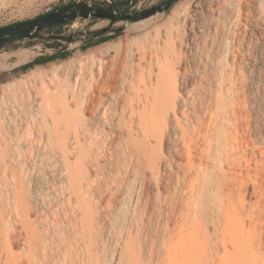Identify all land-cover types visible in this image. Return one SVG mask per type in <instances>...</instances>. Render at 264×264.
Returning <instances> with one entry per match:
<instances>
[{"label": "bare ground", "instance_id": "bare-ground-1", "mask_svg": "<svg viewBox=\"0 0 264 264\" xmlns=\"http://www.w3.org/2000/svg\"><path fill=\"white\" fill-rule=\"evenodd\" d=\"M261 1L253 0L254 20L264 23ZM213 2L195 4L204 3L214 16ZM160 18L132 28L146 32L133 39L141 57L138 81L135 52L128 50L121 74L125 93L105 96L109 85L101 56L111 53L112 44L85 62L76 60L77 67L33 70L29 82L37 83L42 95L39 111L52 120L51 143L66 139L57 125L59 113H73L74 137L67 138L75 142L62 151L76 144L77 159L67 157L49 177L34 179L20 168L0 180V264H264L261 78L254 102L222 101L224 91L212 87L209 72L216 69L217 56L234 55L226 41L230 27L224 21L206 23L197 9L191 20L179 10L162 24ZM88 77L100 98L87 119ZM4 88L30 98L28 78ZM68 96L76 99L73 110ZM119 105L123 118L116 113ZM93 126L107 128L121 144L124 162L110 179L99 178L102 165L92 144L86 145L84 135L92 139Z\"/></svg>", "mask_w": 264, "mask_h": 264}, {"label": "rangeland", "instance_id": "rangeland-1", "mask_svg": "<svg viewBox=\"0 0 264 264\" xmlns=\"http://www.w3.org/2000/svg\"><path fill=\"white\" fill-rule=\"evenodd\" d=\"M76 1L80 0H0V27L38 17L61 5ZM103 1L109 5L111 0ZM160 1L161 0H145L143 3L139 2L133 10H140L145 6L149 7ZM197 1L199 0H177L167 13L160 15L159 24L169 19L172 14H174L175 10H179L183 14L185 13L188 20L194 19L196 17V9L204 12L206 23L209 22L210 24L213 23L212 25L221 26L224 21L231 30V36L229 35L230 37L226 39V41H228L227 46L230 47L231 51H234V55L228 58L225 55L217 56L218 63L216 69L209 72L211 85L213 88L220 89L221 87V90L223 89L224 92L222 93L223 96H225L222 97V101L224 102L234 101L237 103L245 100L254 102L256 97V84L260 78L262 89L264 87V23L255 22L254 20L256 17V15H254V12H256L254 8L256 3H254L253 0H227L225 6L222 0H220L221 3H218L217 0H212L214 1L215 11L214 16H212V13L208 12L209 9L207 10V6L204 3L198 8L195 4ZM261 2L262 5H264V1ZM133 10L129 9L128 12H132ZM227 19H229L230 22ZM107 24L108 21L106 20H77L64 25L60 29V34L75 30L100 28ZM136 24L127 27L114 39L101 43L97 42L99 39L79 42L69 50H66V55H59L60 58H55L54 60L41 64H35L26 69L23 68V65H20V63H13L15 60L17 61L15 56L0 58V64L2 63L0 70L8 68L6 71L0 73V180L11 179L14 173H20L21 169L34 179L49 177L53 174L52 171L54 168H57V166L61 167L67 163V157H69L70 162H75L77 159L76 144L73 145L74 149L68 153L62 151V146L66 148V146H71L72 141L75 142L74 140L69 141L67 138L69 136L71 139L74 137L75 125L73 113L64 111L59 113L57 125L60 130L65 133L66 139L63 144L51 143L47 132L52 126V120L48 115H46V117L39 111L38 103L42 101V95L38 92L37 83L34 85L33 82H29L33 70H48L53 65L62 64L77 67V61L84 60L85 62L88 56L93 54V52L100 51L108 44H112L114 48L111 53L102 54L101 56L106 61V74L104 77L106 79H104V81L109 85V90L106 92L105 96H109L111 94L110 92L116 91H119V94L122 92L125 93L128 91V85L121 80V74L125 66H127L130 47L135 52V62L137 63H134L133 70L137 72L135 71L133 77H137V81L139 76L138 72H141V57L137 52L138 46H136L133 39L136 37L142 38L146 29H141L138 32L133 31L132 28L135 27ZM153 31L154 28H152V32ZM27 50L28 49H26V51ZM32 56L34 57V55L30 56L28 52H26L23 63L27 62ZM39 57H44V55ZM136 64L138 65L136 66ZM11 66L16 67L10 69L9 67ZM90 66L91 63L87 61L85 67L89 68ZM138 66L140 71L137 69ZM59 76L61 78L64 77L61 73H59ZM215 77H217V80ZM27 78L28 90L30 93L28 101H25L23 97L13 96V94L7 92L4 88L9 83L25 80ZM226 78L228 79L225 80ZM136 79L134 80L135 82ZM84 88V110L85 116L88 119L95 113L96 103L100 98V93L91 77L86 79ZM225 88L228 89V92ZM231 95L233 96L232 98L230 97ZM76 104V99L68 96V105L72 110L76 108ZM120 107V105L116 107V113L119 118H123L125 117V112L123 113L124 110ZM222 112H224V108ZM109 132L107 128L104 129L103 127L101 129L93 126L90 131L93 138L91 139L87 132L84 135L86 145H88V143L92 144V153L97 156V160L102 165V168L99 170V178H112L116 166L124 162L121 154V144L119 145L118 141H114L112 134Z\"/></svg>", "mask_w": 264, "mask_h": 264}, {"label": "water", "instance_id": "water-1", "mask_svg": "<svg viewBox=\"0 0 264 264\" xmlns=\"http://www.w3.org/2000/svg\"><path fill=\"white\" fill-rule=\"evenodd\" d=\"M98 0H80L65 4L41 16L0 27V53L16 52L20 49L35 51L34 57L51 54L55 51L64 52L79 42L91 41L123 32L127 27L142 22L157 15L167 13L173 5V0H161L155 5L135 12L118 11L110 1L103 7ZM101 1V0H100ZM106 20L108 24L100 28L70 31L64 34L50 35L45 41H32L22 44L18 49H6L7 45L16 41L43 37L42 32L77 20ZM11 63V62H10ZM16 65V66H20ZM16 66L9 67L14 69ZM8 69V68H7ZM7 69L0 70V73Z\"/></svg>", "mask_w": 264, "mask_h": 264}, {"label": "flooded vegetation", "instance_id": "flooded-vegetation-1", "mask_svg": "<svg viewBox=\"0 0 264 264\" xmlns=\"http://www.w3.org/2000/svg\"><path fill=\"white\" fill-rule=\"evenodd\" d=\"M145 0H119V1H113V5H115L117 8H127L128 10L129 9H134V7L140 2V3H143ZM177 0H173V4L176 2ZM97 3L101 4L103 7H107L109 5H107L103 0H98ZM121 3V4H119ZM155 5V4H153ZM152 6V5H151ZM146 8V6L144 7ZM118 11H124L123 9H118ZM137 11V10H135ZM134 10L132 12H135ZM71 23V22H69ZM67 23V24H69ZM65 24V25H67ZM62 27L64 25H61ZM62 27H56V28H50L44 32H42V35L43 37H37V38H33V39H29V40H23V41H16V42H12L10 43L9 45H7L6 49H18L22 44H26V43H29V42H32V41H39V42H42V41H45V40H48L47 38L50 36V35H57V34H60V29ZM100 39V38H99ZM60 53H63V52H60V51H55V52H52L50 55L52 54H57L58 57L57 58H60L59 57V54ZM25 55H26V49H20L16 52H2L0 53V58H4V57H16L17 61L15 60L13 63H20V64H23V59L25 58ZM48 55H44V57H46Z\"/></svg>", "mask_w": 264, "mask_h": 264}, {"label": "trees", "instance_id": "trees-1", "mask_svg": "<svg viewBox=\"0 0 264 264\" xmlns=\"http://www.w3.org/2000/svg\"><path fill=\"white\" fill-rule=\"evenodd\" d=\"M69 4V3H68ZM119 4H121V3H119ZM61 6H63V5H61ZM61 6H59V7H61ZM115 6V5H114ZM58 8V7H57ZM57 8H55V9H57ZM54 9V10H55ZM115 9L116 10H118V9H123L124 11H129L127 8H117L116 6H115ZM53 11V10H52ZM49 12H51V11H49ZM48 13V12H47ZM46 14V13H45ZM41 16V15H40ZM59 27H62V26H59ZM54 28H56V27H54ZM118 35H120V33H118V34H114V35H110V36H106V37H103V38H101V39H99L97 42L98 43H101V42H106V41H109V40H111V39H114L115 37H117ZM59 55H66V52L64 51L63 53H60ZM57 54L55 55V54H52V55H48V56H46V57H36L35 59H33L31 62H28V63H26V64H24L23 65V68H29V67H32L33 65H35V64H41V63H45V62H48V61H51V60H54L55 58H57Z\"/></svg>", "mask_w": 264, "mask_h": 264}]
</instances>
